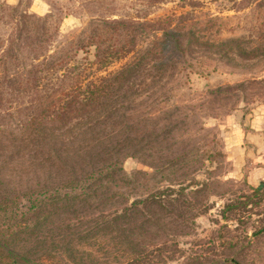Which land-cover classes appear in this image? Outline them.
<instances>
[{"label": "rangeland", "instance_id": "374dc122", "mask_svg": "<svg viewBox=\"0 0 264 264\" xmlns=\"http://www.w3.org/2000/svg\"><path fill=\"white\" fill-rule=\"evenodd\" d=\"M110 20L128 32L111 33L103 50L125 40L131 50L99 67L90 39ZM163 25L213 46L187 52L136 97L145 103L132 128L152 133L150 144L119 156L89 197L67 191L12 210L13 196L40 179L23 177L19 159L0 182L10 213L0 212V244L13 252L0 247V264L13 255L20 264H264V179L237 173L229 149L264 117V0H0V83L43 61L62 65L56 74L75 67L86 84L134 61ZM12 107L0 123L15 131L26 110Z\"/></svg>", "mask_w": 264, "mask_h": 264}, {"label": "trees", "instance_id": "16d2710c", "mask_svg": "<svg viewBox=\"0 0 264 264\" xmlns=\"http://www.w3.org/2000/svg\"><path fill=\"white\" fill-rule=\"evenodd\" d=\"M128 27L126 22L110 20L104 33L90 39L96 65L104 66L130 52L124 45L126 40L119 48L103 50L104 42L113 37L111 33L121 38ZM163 27L160 36L134 61L86 84L77 81L75 67L56 74L62 65H42L43 61L0 83V118L2 113L11 115L8 110L12 104L14 110L19 106L26 110L15 131L0 123V182L14 174L19 159L26 161L21 168L23 177L40 178L32 186L25 183L13 196L12 210L22 199L28 209L56 202L67 196V191L74 198L89 197L107 185L109 178L105 176L116 172L119 156H132L147 148L152 133L132 128L139 105L145 103V99L135 103L136 97L143 93L144 98L149 96L146 93L152 92L151 83L162 80L187 52L200 51L208 44L198 42L192 32L187 37L168 25ZM128 38L133 46V36ZM111 140L115 141L109 143ZM0 212L8 221L10 213L1 199ZM0 247L9 256L13 253L4 244ZM24 258L13 255L14 263L9 258L8 264H20Z\"/></svg>", "mask_w": 264, "mask_h": 264}, {"label": "crops", "instance_id": "0c3cea01", "mask_svg": "<svg viewBox=\"0 0 264 264\" xmlns=\"http://www.w3.org/2000/svg\"><path fill=\"white\" fill-rule=\"evenodd\" d=\"M229 149L237 173L243 170L249 183L264 179V117L251 120L241 137L234 135Z\"/></svg>", "mask_w": 264, "mask_h": 264}]
</instances>
